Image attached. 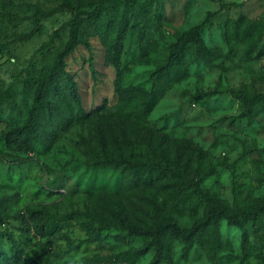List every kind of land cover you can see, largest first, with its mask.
<instances>
[{"label": "rangeland", "instance_id": "obj_1", "mask_svg": "<svg viewBox=\"0 0 264 264\" xmlns=\"http://www.w3.org/2000/svg\"><path fill=\"white\" fill-rule=\"evenodd\" d=\"M36 9L57 13L31 33ZM123 15L120 87L137 93L127 100L114 94L110 63ZM75 18L87 46L51 75ZM200 24L205 54L188 46L156 83L163 95L152 111L137 116V97L150 92L151 75L166 64L171 45ZM66 73L84 109L97 112L73 120L49 147L36 140L32 154L7 149L2 135L25 124L39 84L46 112L71 105ZM262 94L264 0H0V254L10 257L14 246L19 264H126L111 260L143 247L129 236L131 226L171 217L189 227L204 204L179 177L137 185L128 179L132 169L164 156L189 183L230 204L264 201V110L243 116L242 96ZM37 126L42 131L49 122L40 118ZM105 156L121 160L110 165ZM28 211L44 215L43 236L23 224ZM219 231L223 247L215 259L198 247L185 257L173 243L172 264H264V214L244 244L239 229L222 222Z\"/></svg>", "mask_w": 264, "mask_h": 264}, {"label": "trees", "instance_id": "obj_2", "mask_svg": "<svg viewBox=\"0 0 264 264\" xmlns=\"http://www.w3.org/2000/svg\"><path fill=\"white\" fill-rule=\"evenodd\" d=\"M55 13H57V10L43 11L36 9L31 16L33 24L31 33L38 31L41 19L50 18ZM122 20H124L123 24L118 28L111 45L110 63L116 72L113 82L114 94L119 100H127L135 97L137 93H134V89L122 90L120 87L122 78L120 68L121 53L128 29L124 15L122 16ZM67 26L68 38L63 48L57 54L54 65L50 68L51 75L63 72L66 58L78 46H87L86 41L81 37L79 18H75ZM202 27L203 24L196 25L188 31L183 32L176 42L171 45L166 64L151 75L153 84L150 92L145 97H137L138 106L135 111L137 116L145 117L152 111L157 100L163 95V93H156V83L169 70L176 67L188 46H194L199 56L205 54L206 47L201 37ZM64 78L68 86L71 105L66 102L63 105L59 103L53 108L52 114L46 112V110L48 111V102L45 85L43 83L39 84L35 91L33 104L28 110L25 124L2 135V140L7 149L16 153L32 154L35 150L36 140H39L44 146L49 147L56 140L57 135L66 130L73 120L87 118L90 114L97 112V108L90 111L84 109L76 83L67 73L64 75ZM240 95L238 94L237 96ZM242 96L245 105L243 116L251 118L264 110V94L253 98ZM40 118L49 122V127L43 128L42 131L37 126V120ZM120 160L121 158L114 159L106 156L103 158V162H107L110 165H115ZM131 171L128 179L132 185H137L141 182H158L167 175L179 177L181 179L180 185L191 189L197 199L204 204V208L201 217L195 220L189 227L179 226L171 217L159 219L145 226H131L128 232L129 236L142 239L144 241L143 247L119 254L111 260L112 262L134 264L152 252V258L147 264H172L173 243L181 245L182 253L185 257L188 256L194 247H198L207 250L209 256L215 259L223 247L219 231L222 222H225L229 227L239 229L242 232V243L244 244L248 236V228L257 225L264 214V201L258 202L254 207L241 204L236 199L230 204L215 193L202 190L198 183H189L186 176L178 168L177 162L170 163L166 156L159 162L149 161L142 168L132 169ZM22 222L24 225L31 226L39 235L43 236L46 232L45 218L41 212L28 211L22 217ZM10 252V257L0 254V264H19L18 249L12 246Z\"/></svg>", "mask_w": 264, "mask_h": 264}]
</instances>
